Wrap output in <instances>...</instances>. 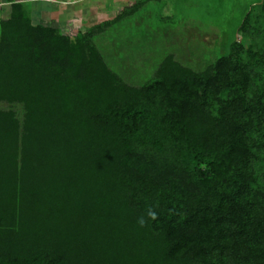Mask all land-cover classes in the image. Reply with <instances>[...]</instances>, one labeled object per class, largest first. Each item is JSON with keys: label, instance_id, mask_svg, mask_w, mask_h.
<instances>
[{"label": "trees", "instance_id": "obj_1", "mask_svg": "<svg viewBox=\"0 0 264 264\" xmlns=\"http://www.w3.org/2000/svg\"><path fill=\"white\" fill-rule=\"evenodd\" d=\"M6 1L0 103L22 116L0 109V264H264V23L200 71L167 54L130 85L100 28Z\"/></svg>", "mask_w": 264, "mask_h": 264}, {"label": "rangeland", "instance_id": "obj_2", "mask_svg": "<svg viewBox=\"0 0 264 264\" xmlns=\"http://www.w3.org/2000/svg\"><path fill=\"white\" fill-rule=\"evenodd\" d=\"M16 1L23 4L33 23L56 27L68 36L100 28L94 35L100 54L130 85L151 79L167 54L200 71L215 58L227 55L233 43L247 48L258 42L256 26L264 23L261 0ZM132 2H138L139 7L122 14ZM10 5L0 0V19L9 16ZM248 11L252 15L246 23L249 28L240 29ZM0 109H12L22 116L18 104L2 102Z\"/></svg>", "mask_w": 264, "mask_h": 264}, {"label": "clouds", "instance_id": "obj_3", "mask_svg": "<svg viewBox=\"0 0 264 264\" xmlns=\"http://www.w3.org/2000/svg\"><path fill=\"white\" fill-rule=\"evenodd\" d=\"M153 216H154V214H153Z\"/></svg>", "mask_w": 264, "mask_h": 264}]
</instances>
